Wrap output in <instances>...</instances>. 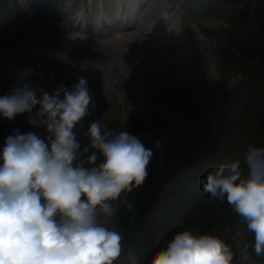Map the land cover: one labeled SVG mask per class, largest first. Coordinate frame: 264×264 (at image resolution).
I'll list each match as a JSON object with an SVG mask.
<instances>
[{
    "label": "clouds",
    "instance_id": "9594fccd",
    "mask_svg": "<svg viewBox=\"0 0 264 264\" xmlns=\"http://www.w3.org/2000/svg\"><path fill=\"white\" fill-rule=\"evenodd\" d=\"M86 76L64 81L40 99L29 85L0 96V116L8 120L38 106L46 139L12 130L0 152V264H114L121 236L101 223L112 217L122 193L143 185L153 151L126 131L111 135L92 121ZM30 124L37 126L36 120ZM86 156L80 160L79 157ZM101 162L97 164V160ZM239 160L209 170L202 192L231 206L254 234L253 250L264 255V147L249 146ZM129 209L132 205H128ZM247 257L245 256V259ZM230 244L210 233L184 230L150 264H233Z\"/></svg>",
    "mask_w": 264,
    "mask_h": 264
},
{
    "label": "rangeland",
    "instance_id": "374dc122",
    "mask_svg": "<svg viewBox=\"0 0 264 264\" xmlns=\"http://www.w3.org/2000/svg\"><path fill=\"white\" fill-rule=\"evenodd\" d=\"M161 1L164 7L162 9H159L157 12L155 10V15L152 16V18L150 15L151 13L148 12V14L144 10L139 11V17L141 16V18H144L143 21L145 22L143 27H145L147 24L145 29H147L148 26L149 28H151V26L153 27L155 22H158L152 20L153 18H158L159 21H161V19L163 18V20L161 21V25L163 24V32L161 33V36L165 37V39L171 37L169 45H167L168 43L166 45H159L158 43L156 44L153 37H145L142 34H137L129 37H123L120 40H114L115 43L113 41L112 43L106 42V44L104 43V45H94L91 43L85 45L83 44L84 46L81 44V46L79 45V47H76L75 45L77 42L74 41L72 43L73 46L71 47H76L75 49H77V51L75 50L76 52L73 51L70 53L69 51L63 53L65 54V57L67 56L66 58H64L66 59L67 66L71 73V75H68L65 78L67 84L69 82V85H71L73 81L72 79H74L73 77L77 75H84L88 77L87 79L89 84H91V82H97V89L99 88V90H102V92L100 91L101 94L100 92H98V94L96 93L97 96L96 94H93L94 97L91 93L93 99L95 97L105 95L104 90L110 89L112 90L111 92L116 91L115 93H112L113 95L111 93V95L109 94L108 99L111 102L109 103V105H107L108 108L102 115L93 114V109L90 108V115L87 116L88 118L86 117L83 119V127L80 131L85 132L88 129L90 123L96 120L101 124L102 128L109 127L116 123H119L125 127H128L134 123L144 124L145 121L150 117V115H158L160 121L166 126H177L182 119L183 113L185 112V107L188 108L187 111L198 110L202 108L203 105L207 102H211L215 98L224 95L228 88L231 89L233 86L240 83L241 80L243 82L241 81L242 83L239 87L243 86L245 79L244 73L238 70V68L233 63L232 64L233 66H235V69L229 68L228 70V68H226V70L223 71L221 69L220 63L218 62V52L221 51V53L224 54H234L238 58H244V60H246L245 63L251 66H255L258 63L259 56H264V34L255 36L254 39L251 36L249 37L246 31H242L237 23L236 25H234L233 20L232 25L228 21H225L223 18H219L221 17L222 13L228 8L229 3L226 2L228 0L218 3L212 0L207 1L204 4L205 7H199L195 10H191L185 17H181L180 12L178 11L177 13L172 15V9H170L168 12L166 10L168 6H171L173 3V6H176L177 4L182 5L181 0ZM240 1L242 0H239L237 2L240 3ZM257 1L258 0H247L245 2L246 6L241 9L238 8L236 12L228 16H230V18H233L235 14L239 15V13H244L247 18L251 20V22H257V24H261L262 26H264V0H262L261 2L259 1L260 3ZM163 9H165V11ZM239 9L242 11L239 12ZM150 19L152 20L151 22H149ZM237 21L238 20H236V22ZM152 29H150V31ZM54 30L55 29H51V31L48 32V39L46 41H43V43L39 42V36L34 39L32 38V36H29L30 31H28V33L25 32L22 36V40L31 38L29 47L27 49L29 53H27L26 47L23 46V48L25 49L24 50L21 46L16 45L15 43L14 47L12 46L13 48L10 49V51L16 53L18 57L23 54V51L24 54L27 53L28 55H25V60H20L19 67L15 66L18 70L19 68H24V72H21L22 74H20V78L22 79L18 81L20 84V88L27 85V83L29 86H31L32 83H38L46 92L51 94L54 91H52L51 86L54 88L58 86V84H54L55 80L49 84V78H44L45 73L42 72V69L40 67L41 64L38 61L42 58L38 55L32 57L38 50L43 51L44 49L46 54L49 49V54H51L53 51H56L54 50V46L52 47V45H54L51 41L52 39L56 38V41L59 44L63 43V41L59 39L62 36V34L59 33L61 31H57L58 29H56L55 31ZM58 33L60 36L58 35ZM54 34H56L57 36ZM128 40L130 44L126 42ZM117 41L118 43H120L115 46V44H117ZM108 43L110 44V46ZM15 46L17 47L15 48ZM108 46L109 50H107ZM139 46L141 47V49H139ZM90 47H92L93 49H90ZM172 47H174V49ZM118 48L121 52H119ZM124 48L127 49L125 50ZM161 50L163 52H161ZM115 51H118V53H121V55H114L116 54ZM56 52H58V49ZM74 52L75 54H73ZM30 53L33 55H31ZM131 53H135L136 57L135 54H133V56ZM98 54H100V56ZM129 55H132L134 59L138 57L137 59H135L134 64L129 63L128 60L125 59V57H128ZM102 57L104 60L102 59L103 61H100ZM146 58L150 60H147ZM34 59H36L37 61H34ZM24 64L28 65L29 68ZM107 64L109 67L107 66ZM70 65L73 66L74 69ZM125 67L132 68L131 70L134 72V76L132 78H125L122 75V73L125 74V70H127ZM100 69H102L103 71ZM94 71H98L97 73L100 74L98 75ZM115 74H119V76L117 77ZM40 95L42 96V94L40 93L38 94V97L36 96V98H41ZM104 114L106 115L104 116ZM76 131H79V126L77 127ZM89 143V139L87 137H83L81 147L83 148ZM203 151L205 152H203L199 156H196V158L194 157L193 160L186 161L182 165L197 160V163L203 166V168L208 172L209 170L215 169L222 164L233 162L228 156L220 152H214L210 149V147L205 148ZM147 172L148 176L142 186H140L139 188H133V190L129 193H122L121 199L116 202L117 211L114 216L108 217L106 219L104 217L100 218L101 223L108 227L110 230L116 227L120 223V221L128 213H130V211H132L133 206L142 209L143 212L146 210V207L144 205L147 201H144V204H142V201H138V199L139 196L143 197L142 195H140L143 190L151 188L150 180L147 179L154 172V168L148 165ZM202 174H205V171H202ZM164 177L165 175L162 177V181L165 180ZM129 204L132 205L131 209H129L128 207ZM195 207L196 206H193L192 208L194 209ZM194 215L192 216L193 220L198 222H192L191 220L185 221L184 224L181 225L182 230L191 229L196 225H201L202 227L199 234H203L207 233L206 230L208 227H210L211 234L219 233L221 237H224V239H229L230 241H232L234 244V250H236L242 243V241L239 240V238H242V233L246 236V233L248 232L246 231V223L237 214L233 213L231 206L227 204L226 199L224 202H221L219 199L214 200L211 211H208V213H206L200 219L197 220ZM145 216L146 214L142 217H139L137 220V224H135V222H133V224L126 223V225L123 227V230L125 231L129 227L132 228V230L121 240L120 254L115 258L114 264H150L152 255L156 253V243L151 241V244L145 245L143 247L141 246L143 240L141 236H143V232L145 231L146 226L145 225L143 227ZM135 218L136 217H134L133 219ZM148 220L149 218L146 220L147 223ZM171 220L175 219L173 217L166 218L162 222V226L158 232H154L156 227L155 224L153 233H159L162 230L165 233L166 222ZM159 223H161V221H159ZM196 230H199V227L194 228L193 230H191V232L196 234ZM167 235L169 237L170 233ZM161 239L158 240V245H160ZM248 240L250 241H247V246L245 247V249L253 251L254 234L253 237ZM247 263L264 264V255L259 257L255 256L254 258L250 259V261H247Z\"/></svg>",
    "mask_w": 264,
    "mask_h": 264
},
{
    "label": "trees",
    "instance_id": "16d2710c",
    "mask_svg": "<svg viewBox=\"0 0 264 264\" xmlns=\"http://www.w3.org/2000/svg\"><path fill=\"white\" fill-rule=\"evenodd\" d=\"M228 0V8L222 13V18L233 25H239L242 31H246L248 36L253 37L264 34V26L251 22L244 13L234 15L230 18V14L237 11L238 8L246 6V1ZM262 0H258L257 2ZM259 2V3H260ZM239 9V12L242 10ZM227 15V16H226ZM231 19V20H230ZM233 20V21H232ZM236 20H238L236 22ZM228 53V52H227ZM217 58L220 62L221 69H235L244 73L245 84L228 92L221 100L207 102L205 110L199 109L195 111H187L183 113V119L186 122L181 132L179 127L168 128L163 131L154 132L155 129L163 127L157 115L150 117L145 124L134 123L130 127H124L119 123L106 127L102 131L116 135L121 131H126L135 137L143 136L149 133L143 139H139L146 148L153 151L154 157L157 152L164 153L166 161L172 151L178 147V161L191 154H197L206 147L220 152H225L235 161L239 160L244 174H247V169L244 166L243 154L249 146L264 147V56L258 57V63L255 66L247 65L244 58H238L234 54H224L218 52ZM235 66H233V64ZM257 82V83H252ZM203 107V108H204ZM90 153L78 159L84 160ZM101 159L97 160V164ZM163 167L161 168V170ZM158 178V176H156ZM150 189H145L141 192L138 201H148L152 198L155 192V182H150ZM141 204V205H142ZM146 204V203H145ZM141 213V209L133 206L132 211L114 229L120 236L122 235L123 227L130 219L137 217ZM246 231H248L246 229ZM230 244L233 248L234 244L229 239H224L219 233L213 234ZM253 233L247 232L246 236L241 238L242 244L246 239H251ZM248 257V252H241V248L234 253L233 264L240 262L245 264ZM249 261V260H248Z\"/></svg>",
    "mask_w": 264,
    "mask_h": 264
},
{
    "label": "bare ground",
    "instance_id": "6f19581e",
    "mask_svg": "<svg viewBox=\"0 0 264 264\" xmlns=\"http://www.w3.org/2000/svg\"><path fill=\"white\" fill-rule=\"evenodd\" d=\"M166 4V3H165ZM174 4V3H173ZM173 4L170 6H168V8L166 9L167 11H169L171 8H173ZM72 5V4H71ZM167 5V4H166ZM73 7H76V6H73ZM164 7L163 3L161 0H156L154 1L153 3L150 4V6L147 8V11L150 12L151 14V18L152 16H154L155 14V10L156 12L159 10V9H162ZM165 10V9H163ZM149 14V13H148ZM175 14V13H174ZM158 15V14H157ZM145 16V15H144ZM170 18V17H169ZM147 20V19H146ZM152 20H155V21H159L158 19H155L153 18ZM151 19L149 20V22L152 21ZM145 22V21H144ZM143 21H141L140 25H139V28H138V33H134V35H137V34H142L143 36H151L153 37V39H155V42L156 44L158 43L159 45L162 44V45H169V42L171 41V37L165 39V37L161 36V33L163 32V29L161 26H154L151 28H148L147 29H143ZM149 24V23H148ZM151 25V24H150ZM153 25V24H152ZM147 26V24H146ZM145 26V27H146ZM168 26V25H167ZM53 27V28H52ZM153 28V29H152ZM51 29H58L57 31H61L59 33L62 34V36L59 38L60 40L63 41L62 44H59L57 41H56V38L55 39H52V43L54 45H52V47L54 46V50L57 51L58 49V52L56 51H53L51 54H49V51L50 49L48 50L47 54L45 53V50L43 49V51H39L38 49V53L36 52L32 57H35V55H38L40 56L42 59L38 60L41 64V69H42V72L45 73L44 75V78H49V84L55 80V83L54 84H60L61 81H64L67 83V81L65 80V78L68 76V75H71L70 71H69V68L67 66V63H66V57L64 56L65 54H63L64 52H73V51H77V49H75L76 47H79V45L81 46V44L85 45V44H94V45H100L98 44V42H95L93 39H86L82 42H80L78 39L76 38H73V37H70L67 33H65L64 31V28L61 26V25H56L55 23L51 22L47 16L45 15H37V16H29L27 14H24L22 15L18 22L13 24L12 26V23L10 22H7L5 24H3L2 26H0V96H4L6 94H11L12 91L14 89H23V87L20 88V84H19V80L22 79L20 78V74H22L21 72H24V68H19V70L16 68V67H19L20 65V60H25L27 53H29V51H27L28 47H29V43H30V40L31 38H26V39H23L22 40V36L25 32L28 33V31H30L29 33V36H32V38H36L37 36H39L40 38V41L39 42H42L43 41H46L48 39L47 37V34L48 32L51 31ZM143 29V30H142ZM150 29H152L150 31ZM177 29V28H176ZM54 30V31H55ZM169 30V29H168ZM56 31V32H57ZM142 31H144V34L142 33ZM171 31V30H170ZM176 32V31H175ZM58 33V35H59ZM172 33V32H171ZM52 34V33H51ZM173 34V33H172ZM56 35V34H54ZM53 35V37H54ZM164 35V34H163ZM25 36V35H24ZM57 36V35H56ZM60 36V35H59ZM58 36V37H59ZM181 36V35H180ZM179 36V37H180ZM25 38V37H24ZM137 38V37H136ZM130 39V38H129ZM165 39V40H164ZM132 40V39H131ZM77 42L76 43V47L73 48L71 46L73 42ZM137 41V40H136ZM142 41V39H141ZM178 41V40H176ZM181 41V40H180ZM33 42V41H31ZM37 42V43H39ZM49 42V41H48ZM114 42V41H113ZM130 44L129 40L126 41ZM175 42V41H174ZM186 42V41H185ZM14 43L16 45H19L23 48L26 47V51L27 53L24 54V51H23V54H18V55H21L20 57L17 56L16 53H13V51H10V49H12L14 47ZM51 43V44H52ZM112 43V41H111ZM115 43V42H114ZM120 43V42H119ZM118 41H117V44H119ZM136 43V42H135ZM183 43V42H182ZM50 44V45H51ZM106 44V43H105ZM109 44V43H108ZM184 44V43H183ZM41 45V44H40ZM39 45V46H40ZM83 45V46H84ZM104 45V44H103ZM172 45V44H171ZM186 45V44H185ZM13 46V47H12ZM33 46V44H32ZM102 46V45H101ZM110 46V44H109ZM109 46L107 47V50H109ZM123 46V45H121ZM125 46V45H124ZM134 46V45H133ZM17 46H15L16 48ZM44 47V45H43ZM42 47V48H43ZM87 47V45H86ZM105 47V46H104ZM112 47V46H111ZM119 47V46H118ZM126 47V46H125ZM140 47V46H139ZM154 47H157V46H154ZM21 48V49H22ZM35 48V47H34ZM82 48V47H81ZM80 48V49H81ZM99 48V47H98ZM103 48V47H102ZM123 48V47H121ZM129 48V47H127ZM126 48V49H127ZM132 48V46H131ZM134 48V47H133ZM163 48V47H162ZM161 48V49H162ZM165 48V47H164ZM169 48V47H167ZM174 49V47H172ZM24 49V48H23ZM22 49V50H23ZM84 49V48H83ZM90 49H93L92 47H90ZM119 49V48H118ZM125 49V48H124ZM125 49V50H126ZM141 49V47L139 48ZM157 49V48H156ZM171 49V48H170ZM14 50V49H13ZM16 50V49H15ZM25 50V49H24ZM32 50V49H31ZM35 50V49H34ZM33 50V51H34ZM96 50V49H95ZM102 50V49H101ZM130 50V49H129ZM136 50V49H135ZM189 50V49H188ZM18 51V50H17ZM75 51V52H76ZM90 51V50H89ZM92 51V50H91ZM94 51V50H93ZM111 51V50H110ZM123 51V50H122ZM133 51V50H131ZM142 51V50H141ZM31 52V51H30ZM75 52L73 54H75ZM80 52V51H79ZM95 52V51H94ZM114 52V51H113ZM119 52L120 49H119ZM161 52H163L161 50ZM160 52V53H161ZM181 52V51H180ZM96 53V52H95ZM116 55L117 54H120L121 53H118V51L116 52L115 51ZM91 54V53H90ZM130 54V53H129ZM132 54V53H131ZM135 54V53H133ZM132 54V55H133ZM142 54V53H141ZM83 55V54H82ZM100 56V54H98ZM97 55V57H98ZM132 55L130 56H124L126 60H128L129 63L131 64H134L135 63V58L132 57ZM146 55V54H145ZM177 55V54H176ZM75 56V55H74ZM80 56V55H79ZM88 56V55H87ZM92 56V55H91ZM103 56V55H102ZM134 56V55H133ZM157 56V54H156ZM65 57V58H64ZM130 57V58H129ZM135 57H136V54H135ZM177 57V56H176ZM28 58V57H27ZM39 58V57H38ZM78 58V57H77ZM88 58V57H87ZM86 58V59H87ZM187 58V56H186ZM94 59H95V56H94ZM97 59V58H96ZM99 59V58H98ZM103 57L100 59V61H103L102 60ZM106 59V58H105ZM111 59V57H110ZM120 59V58H119ZM123 59V58H121ZM124 59V60H125ZM147 59V58H146ZM74 60V59H73ZM140 60V59H139ZM145 60V59H144ZM147 60H150V59H147ZM189 60V58H188ZM29 61V60H28ZM26 61V62H28ZM34 61H37L36 59H34ZM109 61V60H108ZM107 61V62H108ZM176 61V60H175ZM181 61V59H180ZM23 62V61H22ZM43 62V63H42ZM77 62V61H76ZM86 62V60H85ZM99 62V60H98ZM105 62V61H104ZM137 62V61H136ZM158 62V60H157ZM69 63V61H68ZM71 63V62H70ZM83 63V62H82ZM92 63V62H91ZM90 63V64H91ZM102 63V62H100ZM109 63V62H108ZM112 63V62H111ZM29 64V63H27ZM37 64V63H36ZM80 64V63H79ZM25 65V64H24ZM76 65V64H75ZM97 65V64H96ZM106 65V64H105ZM110 65V64H109ZM142 65V64H141ZM16 66V67H15ZM25 66H28V65H25ZM39 66V64H38ZM71 66V65H70ZM83 66V65H82ZM86 66V65H85ZM92 66V65H91ZM108 66V64H107ZM125 66V65H124ZM32 67V66H31ZM34 67V66H33ZM36 67V65H35ZM73 68V66H71ZM109 67V66H108ZM112 67V66H110ZM29 68V66H28ZM78 68V67H77ZM76 68V69H77ZM81 68V67H80ZM96 68V67H95ZM126 68V67H125ZM64 69V71H63ZM74 69V68H73ZM98 69V68H97ZM117 69V68H116ZM127 70H125V74L122 73V75L125 77V78H132L134 76V72L131 70L132 68L131 67H128L126 68ZM48 70V71H47ZM72 70V69H71ZM81 70V69H80ZM102 70V69H100ZM121 70V69H119ZM123 70V69H122ZM28 71V70H27ZM86 71V69H85ZM90 71V70H89ZM103 71V70H102ZM124 71V70H123ZM36 72V71H35ZM40 72V71H39ZM47 72V73H46ZM65 72V73H64ZM75 72V71H74ZM92 72V71H91ZM95 72V71H94ZM98 72V71H97ZM95 72V73H97ZM101 72V71H100ZM119 72V71H118ZM121 72V71H120ZM89 73V72H88ZM111 73V72H110ZM115 73V72H114ZM77 74V73H75ZM87 74V73H86ZM90 74V73H89ZM98 74V73H97ZM100 74V73H99ZM98 74V75H99ZM136 74V73H135ZM29 75V74H28ZM73 75V74H72ZM103 75V73H102ZM112 75V74H111ZM116 75V74H115ZM37 76V75H36ZM75 76V75H74ZM105 76V75H104ZM114 76V74H113ZM117 77L119 76L116 75ZM122 76V77H123ZM41 77V76H40ZM92 77V76H90ZM121 77V78H122ZM123 77V78H124ZM32 78V77H31ZM30 78V79H31ZM35 78V77H34ZM42 78V77H41ZM74 78V77H73ZM88 78V77H87ZM96 78V77H95ZM98 78V77H97ZM116 78V77H115ZM136 78V77H135ZM134 78V79H135ZM72 79V77H71ZM94 79V78H93ZM100 79V78H99ZM106 79V78H105ZM133 79V80H134ZM29 80V79H28ZM32 80V79H31ZM73 80V79H72ZM102 80V79H101ZM22 81V80H21ZM44 81V80H43ZM105 81V80H104ZM103 81V83H104ZM123 81V80H122ZM131 81V80H130ZM45 82V81H44ZM108 82V81H107ZM117 82V81H116ZM127 82V81H126ZM25 83V82H24ZM133 83V82H132ZM131 83V85H132ZM69 84V82H68ZM109 84V83H108ZM115 84V83H114ZM118 84V83H117ZM123 84V83H122ZM28 85V83H27ZM103 85V84H101ZM110 85V84H109ZM89 86V91L90 93L93 94H98V92H102V90H99V88L97 89V82L95 83H92L88 85ZM107 86V85H106ZM127 86V85H126ZM129 86V85H128ZM31 89L35 92L36 96L38 97V94H40L41 92L39 91V89L43 88L40 84L38 83H32V85L30 86ZM57 87V86H56ZM114 87V86H113ZM46 89V87H45ZM51 89L52 91L55 90L56 88L52 87L51 86ZM108 89V88H107ZM112 89V88H111ZM134 90V89H133ZM105 91V95H102L100 97H95L94 99H92V105H90V108L93 109V114L95 115H102L104 112H106V109L108 108L107 105H109V103L111 102L108 98L109 94L111 93H115L114 91L111 92L112 90H104ZM132 91V90H131ZM100 92V94H101ZM126 92V91H125ZM42 94V93H41ZM96 94V96H97ZM110 94V95H111ZM113 95V94H112ZM41 96V95H40ZM94 97V95H93ZM40 99V97H39ZM116 99V98H115ZM116 101V100H115ZM119 101V100H118ZM121 102V101H120ZM106 114H104L105 116ZM87 117V116H86ZM85 117V118H86ZM88 118V117H87ZM36 120L37 121V126H33L32 124L29 123L30 120ZM91 119V118H90ZM42 120V117H40L38 115V109L37 108H34L31 112H26L24 114H20V115H17L14 119L12 120H8L6 118H3L2 116H0V152H2L3 150V147H4V143L7 139V137L12 133V130L15 129V128H19L21 133L22 134H25V133H28V132H33L35 133L36 135H38L40 138L42 139H46L47 137V132H46V128L44 126H42L40 124V121ZM97 121V120H96ZM82 128L79 127V131H76V135H77V139L80 141V143L82 142L83 140V135H82ZM82 145V144H81ZM172 186H165L163 188V191H162V194H165L166 192L169 191V189L171 188ZM176 193V199H173V200H168L167 203H166V206H167V210L166 212H164L163 214L161 215H157L158 216V219L159 221H161V223H159V221L156 223V227H155V230L154 232H158L159 229L161 228L162 226V222L168 218V217H179L181 216L182 217V213L188 208V207H193V206H198L200 209H201V213L199 216H195L198 219H200L202 216H204L206 213H208V211H211V207L213 205V201L216 200V199H212L210 194H208L205 199L204 197L200 196L199 195V192H195V193H190V192H187V191H182L180 189H176L174 191ZM189 199V204H187V201ZM166 215V216H165ZM164 217V218H163ZM151 218H156V216H152L149 218V220ZM148 220V222H149ZM199 230H196V234ZM165 244V241L164 239H161V243L160 245H164Z\"/></svg>",
    "mask_w": 264,
    "mask_h": 264
}]
</instances>
